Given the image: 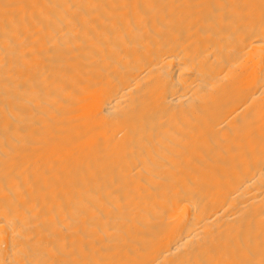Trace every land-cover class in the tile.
Masks as SVG:
<instances>
[{"label":"bare ground","instance_id":"bare-ground-1","mask_svg":"<svg viewBox=\"0 0 264 264\" xmlns=\"http://www.w3.org/2000/svg\"><path fill=\"white\" fill-rule=\"evenodd\" d=\"M0 264H264V0H0Z\"/></svg>","mask_w":264,"mask_h":264}]
</instances>
